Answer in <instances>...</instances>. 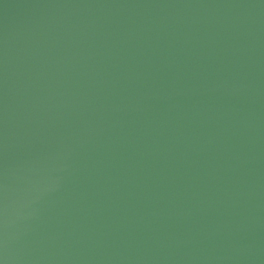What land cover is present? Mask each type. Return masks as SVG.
I'll use <instances>...</instances> for the list:
<instances>
[{
  "label": "water",
  "instance_id": "95a60500",
  "mask_svg": "<svg viewBox=\"0 0 264 264\" xmlns=\"http://www.w3.org/2000/svg\"><path fill=\"white\" fill-rule=\"evenodd\" d=\"M0 264H264V0H0Z\"/></svg>",
  "mask_w": 264,
  "mask_h": 264
}]
</instances>
